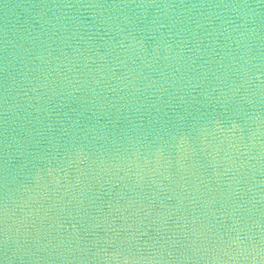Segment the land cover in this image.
Masks as SVG:
<instances>
[{
  "label": "clouds",
  "instance_id": "clouds-1",
  "mask_svg": "<svg viewBox=\"0 0 264 264\" xmlns=\"http://www.w3.org/2000/svg\"><path fill=\"white\" fill-rule=\"evenodd\" d=\"M22 9L30 18L6 27L0 55V264H264V0ZM173 148L182 169L209 149L211 167L225 162L227 207L214 210L210 191L185 195L199 211L171 234L149 243L129 225L97 237L93 187L148 199L146 183L174 182ZM73 213L69 231L61 220Z\"/></svg>",
  "mask_w": 264,
  "mask_h": 264
},
{
  "label": "water",
  "instance_id": "water-1",
  "mask_svg": "<svg viewBox=\"0 0 264 264\" xmlns=\"http://www.w3.org/2000/svg\"><path fill=\"white\" fill-rule=\"evenodd\" d=\"M38 0H0V55H2V41L6 27H16L18 30H23L25 20L30 18L23 11V6L31 3H36ZM100 2L111 3L113 0H100ZM197 2V0H190ZM32 11H36L33 9ZM226 133L218 132V140L216 144L220 148V156H223V151L227 149V140L224 139ZM245 135L247 132L245 130ZM221 141H223L221 143ZM205 153H199L194 159L198 161L196 168L182 169L176 165V160L179 158L180 149L173 148L170 152V158L173 167L170 169L173 183L169 185L167 181L164 184L167 186L164 190H157L154 186L145 184L142 196L148 199L136 197L135 193H130L128 189L122 187L121 183L113 182L111 184L101 183L93 187L95 202L89 208L91 216H98L99 221L103 224V229L96 230L97 237H103L105 230L112 228H127L129 225H139L147 235L143 237L149 243L159 239L165 234H171L176 231L177 222H183L185 216L191 215L193 212H198L199 208L184 199L185 195L191 197L204 198V194L211 192L217 199L214 210L227 207L226 186L228 178L222 174L217 175V172L222 173L225 167V162L217 157L218 166L213 168L210 166L212 157ZM71 175V174H70ZM123 175V173H120ZM260 178V177H258ZM46 180L50 184H55L56 177H47ZM19 182L28 183L23 176L19 178ZM61 183H64L61 178ZM95 183V182H94ZM101 184L103 186L101 187ZM153 192H158L154 198ZM36 200L41 203L43 201L40 195L34 194ZM135 201V202H132ZM34 208L39 207V204H33ZM258 207L264 208V205ZM43 213L41 212V215ZM219 214V213H218ZM79 217L73 213L72 216L65 214L61 220L64 228L72 230V225L77 224ZM91 222V217L86 223ZM230 224V221H225V225ZM79 227V224H77ZM159 229V231H157ZM123 236L124 233H121ZM89 239L95 238L92 236ZM3 249L0 248V259H3ZM199 264H204L203 261ZM230 264H251L250 261L244 260L242 256Z\"/></svg>",
  "mask_w": 264,
  "mask_h": 264
}]
</instances>
